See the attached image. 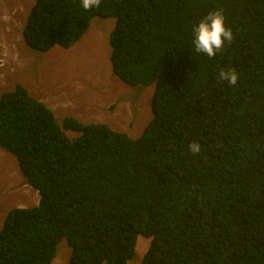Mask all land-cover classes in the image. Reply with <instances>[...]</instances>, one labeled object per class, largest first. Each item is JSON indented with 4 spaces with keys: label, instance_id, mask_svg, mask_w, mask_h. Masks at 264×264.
Listing matches in <instances>:
<instances>
[{
    "label": "trees",
    "instance_id": "16d2710c",
    "mask_svg": "<svg viewBox=\"0 0 264 264\" xmlns=\"http://www.w3.org/2000/svg\"><path fill=\"white\" fill-rule=\"evenodd\" d=\"M223 10L233 33L213 58L194 26ZM114 18V76L154 86L151 120L131 138L50 109L16 84L0 94V148L39 194L0 228V264H264V0H35L22 37L68 49L92 19ZM234 70L238 80H220ZM65 131L78 135L69 138ZM199 143V154L189 151Z\"/></svg>",
    "mask_w": 264,
    "mask_h": 264
},
{
    "label": "rangeland",
    "instance_id": "374dc122",
    "mask_svg": "<svg viewBox=\"0 0 264 264\" xmlns=\"http://www.w3.org/2000/svg\"><path fill=\"white\" fill-rule=\"evenodd\" d=\"M33 1L0 0V94L20 84L50 108L59 123L70 115L83 124H107L131 138L138 137L152 117L153 86L130 87L111 73L108 38L115 19L95 17L72 47L54 46L39 52L27 47L20 35L19 14ZM66 134L74 137L71 132ZM3 151L0 149V228L10 209L33 207L38 202L15 158ZM149 240L137 237L135 255L127 264L140 263ZM68 252L63 241L51 264H67Z\"/></svg>",
    "mask_w": 264,
    "mask_h": 264
},
{
    "label": "clouds",
    "instance_id": "9594fccd",
    "mask_svg": "<svg viewBox=\"0 0 264 264\" xmlns=\"http://www.w3.org/2000/svg\"><path fill=\"white\" fill-rule=\"evenodd\" d=\"M34 1H33V3H34ZM33 3L31 4V6L33 5ZM101 3H102V0H80V4L85 11H89V10L98 8L101 5ZM31 6H29V8L27 10L23 11V13L19 14L22 17V20L20 22V26H21L20 35H21V39H22L23 43H24V41H23V37H22V30L24 28L25 21H26V18H27V15H28V12H29ZM20 16H18V17L20 18ZM233 38L234 37H233V33H232L231 29H229L225 26V16L223 14V10H215V11L209 12L206 16H204L194 26L192 44H193L195 51L197 53H202L209 58H213L217 53L221 52V50L224 48L226 43L230 44L232 42ZM2 53H3V49L0 48V56ZM110 67H111V65H110ZM111 73H112V70H111ZM219 78H220V80L227 81L230 85H235L237 83V80H238L237 73L231 69H229L228 71H221L219 73ZM150 86H153V84L149 85V86H130V87H149V88H151ZM153 89H154V86H153ZM4 92H8V91H4ZM4 92H2V93H4ZM152 93H153V91L151 89V96H152ZM150 100H151V97H150ZM149 107H150V102H149ZM48 109H50V108H48ZM67 117H72L75 120H77L75 116L69 115ZM66 132H70V131H65V134H66ZM71 133H73L74 137H76L78 135V133H75V132H71ZM74 137H72V138H74ZM188 147H189V151L193 155L199 154V152L201 150V146L199 143H191ZM1 150H3V149H1ZM36 195L38 196V201H39V194L37 191H36ZM68 254H70V252H68ZM68 257H69V255H68ZM68 257H67V260H68Z\"/></svg>",
    "mask_w": 264,
    "mask_h": 264
},
{
    "label": "crops",
    "instance_id": "0c3cea01",
    "mask_svg": "<svg viewBox=\"0 0 264 264\" xmlns=\"http://www.w3.org/2000/svg\"><path fill=\"white\" fill-rule=\"evenodd\" d=\"M4 152V151H3ZM37 196V195H36Z\"/></svg>",
    "mask_w": 264,
    "mask_h": 264
}]
</instances>
